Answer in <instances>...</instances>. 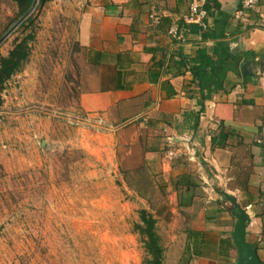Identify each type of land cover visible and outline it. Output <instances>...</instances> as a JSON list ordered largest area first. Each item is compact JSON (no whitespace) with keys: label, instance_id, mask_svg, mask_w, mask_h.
<instances>
[{"label":"rangeland","instance_id":"374dc122","mask_svg":"<svg viewBox=\"0 0 264 264\" xmlns=\"http://www.w3.org/2000/svg\"><path fill=\"white\" fill-rule=\"evenodd\" d=\"M81 1L38 4L32 14L36 39L30 60L3 92L0 264H147L149 256L135 231L140 211L149 209L135 191L148 185L142 167L158 190L152 199L154 212L161 211L158 232L165 248L186 245L192 216L198 217L206 198H219L216 206L207 205L208 213L217 208L234 217L232 202L201 189L199 170L207 163L197 154L198 145L177 148L181 154L175 158L168 157L172 149L166 148L163 158L165 154L172 172L165 175L160 157L147 159L159 145L154 130L137 123L123 126L118 113L90 119L81 111L78 99L88 69L76 59L69 16ZM19 16L15 2L0 0L1 38ZM18 30L1 45L3 56L23 38ZM186 174L199 186L194 211L180 207L191 196L177 190Z\"/></svg>","mask_w":264,"mask_h":264},{"label":"crops","instance_id":"0c3cea01","mask_svg":"<svg viewBox=\"0 0 264 264\" xmlns=\"http://www.w3.org/2000/svg\"><path fill=\"white\" fill-rule=\"evenodd\" d=\"M195 1L208 13L207 30L185 20ZM201 1L82 0L69 13L76 59L88 69L79 107L90 119L118 113L123 126L154 130L159 145L147 159L160 157L165 175L172 172L166 148L198 145L207 163L201 189L239 202L250 217L247 240L264 264V0L241 20L243 0ZM218 199H204L188 242L166 248L165 264H237L235 216L208 213Z\"/></svg>","mask_w":264,"mask_h":264},{"label":"trees","instance_id":"16d2710c","mask_svg":"<svg viewBox=\"0 0 264 264\" xmlns=\"http://www.w3.org/2000/svg\"><path fill=\"white\" fill-rule=\"evenodd\" d=\"M15 2L19 8V20L31 9L34 0H12ZM55 0H39V6L43 7L49 2ZM18 20V21H19ZM17 21V22H18ZM16 22V23H17ZM35 21L33 15H31L18 29L24 34L23 38H18L14 44L13 49L9 52L7 56H3L0 51V105L3 103V92L5 91L6 85L14 77L18 76L25 69L27 63L30 60L32 53V42L36 39V34L34 32L33 26ZM1 39V37H0ZM196 81H202L203 79H195ZM193 119L194 125L189 128V131H195L198 129L199 125V116L197 113H192L188 116ZM225 139V138H224ZM223 139V140H224ZM218 137L213 138L214 145L223 146V143L218 142ZM154 150H152L153 152ZM141 173L143 175V180L148 184L146 189H134L139 197L145 200L149 209H144L140 211V222L136 224L135 231L139 234L142 239L144 249L149 256L147 264H165V252L166 248L163 244L162 237L158 232V222L161 211L155 213L156 206L152 199V196L158 192L157 187L153 184L151 175L148 173L146 167L141 168ZM128 185L132 188L127 176H126ZM181 179L184 181V184H179L177 186L178 191L184 189L186 193L190 196L187 204L183 202L180 204V207H190L194 203V193L199 188L194 181V178L191 174H186L182 176ZM161 192V191H159ZM226 200L233 202V199L225 193L219 192ZM166 206H161L160 210L164 211Z\"/></svg>","mask_w":264,"mask_h":264},{"label":"water","instance_id":"95a60500","mask_svg":"<svg viewBox=\"0 0 264 264\" xmlns=\"http://www.w3.org/2000/svg\"><path fill=\"white\" fill-rule=\"evenodd\" d=\"M39 0H34L31 9L9 30V32L0 39L1 45L35 12ZM233 215L237 219L235 229L232 234L234 243L239 252V259L237 264H262L258 257L256 245L248 242L247 230L250 224V217L244 210L235 207Z\"/></svg>","mask_w":264,"mask_h":264},{"label":"built area","instance_id":"2783aa9c","mask_svg":"<svg viewBox=\"0 0 264 264\" xmlns=\"http://www.w3.org/2000/svg\"><path fill=\"white\" fill-rule=\"evenodd\" d=\"M203 1V0H202ZM201 1V2H202ZM261 0H243L239 11L236 14V18L241 20L247 16V14L252 11ZM208 13L204 9L203 5L199 1H195L190 8L189 14L185 17V20L190 23H195L200 25L204 30L208 29V26L204 23L207 18ZM181 154L180 150H172L168 153L169 158L178 157Z\"/></svg>","mask_w":264,"mask_h":264}]
</instances>
